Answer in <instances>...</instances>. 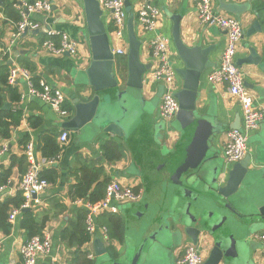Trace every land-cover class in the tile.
<instances>
[{
	"label": "crops",
	"instance_id": "1",
	"mask_svg": "<svg viewBox=\"0 0 264 264\" xmlns=\"http://www.w3.org/2000/svg\"><path fill=\"white\" fill-rule=\"evenodd\" d=\"M31 1L34 0H0V67L6 63L10 69L16 65L25 67L33 76H39V80L43 79L59 87L66 95L71 116L66 119L60 118L49 104L27 96L28 86L22 78L15 84L20 92V101H10L8 93L5 92L4 109H12L15 112L21 110L22 119L18 126L12 127L10 138L0 137V148H6L0 157V174L5 171L10 173L7 183L1 186L3 190L0 192V203L9 205L7 211L0 208V216L6 217L10 224L9 232L0 227V264H9L11 259H20L19 247L29 238L27 229L22 227L24 212L28 210L34 213L39 226L43 224L39 234L45 230H51L53 233L52 254L40 260V264H51L52 258H56V264H73L76 246H71L68 240H64L62 232L79 223L78 210L84 209L81 203H76L79 198H73L72 189L78 184L83 167L102 169L101 181L107 179L110 182L117 179L136 189H142L140 201L122 205L117 214L108 213L116 215L121 221L124 230L122 241L110 238L107 223L101 218V224L99 220L98 224L107 227L108 238H104L102 232L98 230L91 235V241L82 246L83 250L89 251V255H93L91 258L93 264H113L121 258H126L124 263L130 264L142 241L166 228L164 217L167 213L178 211L181 207L185 208L190 195L197 197L196 193L199 191L194 186L196 175L202 170L213 175L217 169L220 171L218 181L223 185L235 164L226 162L224 146L227 132L238 123V120L242 124L241 105L230 96L227 84L214 85L208 80V75L218 67L225 48V31L218 26H207L199 21L196 0H149L160 9L159 32L170 39V60L177 69L183 67L184 63L173 43L174 22L170 15L182 16L180 29L185 43L189 46L201 43L203 47H210L209 62L200 80L197 108L202 119H209L213 127L209 132L202 131L195 136L187 137L180 129L176 118L166 123L160 117L165 86L163 81H155L151 77L157 66L150 46L154 33L145 32L137 21V13L144 0H126L128 18L134 15L137 21L135 26L137 36L146 40L141 47V60L144 63H151V69L144 76V86L141 90H134L124 84L111 90L113 94L111 104L128 117V120L121 124L124 136L105 131L93 132L90 125L77 132L65 128L63 123L75 115L74 101L77 97L84 99L83 96L86 94L93 95L91 90L83 95L81 85L76 80L78 72L86 70L92 60L83 0H54L53 11L50 14L32 15L40 24L39 29L15 38L14 34L20 21L13 17L16 12L20 15L17 6ZM212 6L215 13L238 18L243 23L244 36L238 46L237 61L249 56L251 47H255L259 54L264 56V33L256 32L251 35L246 33L257 20L256 10L264 13V3L261 0H212ZM103 18L113 51L116 54L117 49L124 50L122 54H116V60L118 65L126 70L128 24L123 38L119 39L114 33L110 14L105 12ZM260 23L264 26V19L260 20ZM51 28L65 31L74 37L79 42L78 54L56 56L48 52L43 43L48 38V31ZM240 67L247 87L255 96L256 106L264 110V64L244 63ZM182 85L183 80L178 75L177 91ZM8 103L10 106H6ZM31 117L36 118L29 120ZM39 120L40 124L36 125ZM64 129L69 130L70 135L68 141L61 144L59 135ZM44 132L57 135L56 141L60 151L56 156L47 157L43 154L40 141ZM83 132L86 133L85 136ZM25 136L28 137L27 143L30 140L35 143L39 159L55 160L51 164H46L42 171L48 177L51 186L40 195L39 201L34 202L29 208L21 207L24 202L17 207V203L22 199L19 184L28 168L24 154ZM106 143L115 146L116 154L114 151H106L104 147ZM248 146L247 155L251 157L248 170L253 174L258 173L256 176L252 174L253 181L248 195L251 202L264 203V120L257 130L250 133ZM118 153L121 155L120 159H116ZM110 157L114 158L113 161ZM95 186L96 183L92 188ZM16 207L21 211L12 222L9 214ZM192 207L198 209V214L206 212L207 222L203 228L217 233L226 227H229L226 229L230 231L233 230L232 235L239 245L232 254V264L259 263L263 244L257 236L264 234V227L252 228L250 220H243L211 198L197 200L196 203L192 200ZM241 209L246 210L245 215L250 213L248 207ZM224 216L234 224L232 227L230 226L232 224H226ZM170 230H174L173 227H170ZM96 239H101L107 250L106 255L96 254L94 242ZM190 242L192 240L187 236H183L181 242L170 240L165 244L149 238L137 264H178L186 245ZM213 242L214 237L209 233L204 232L200 236L198 244L204 249L205 261L214 245ZM110 246L114 247V252L109 249Z\"/></svg>",
	"mask_w": 264,
	"mask_h": 264
},
{
	"label": "built area",
	"instance_id": "2",
	"mask_svg": "<svg viewBox=\"0 0 264 264\" xmlns=\"http://www.w3.org/2000/svg\"><path fill=\"white\" fill-rule=\"evenodd\" d=\"M199 21L207 26H218L225 31L226 43L221 54L219 65L209 75L208 80L214 85L227 84L231 97L239 101L242 109V124L240 129H231L227 132V140L224 146V158L227 163H237L243 160L249 151L248 140L250 133L257 130L264 120V110L255 104V96L246 85L244 73L237 64L236 55L239 43L244 36V27L240 19L228 15L215 13L212 0H196ZM104 12L110 14L114 25V33L122 39L127 24L126 0H99ZM54 0H34L18 5L21 19L17 24L14 37H20L25 32L40 28V24L32 18L33 14H50L53 11ZM160 9L149 0H144L137 13V21L145 32H152L154 36L150 40L152 55L157 61L151 77L155 81H163L165 91L160 105V117L164 122H172L179 111V101L175 96L177 91V68L170 60V39L159 32ZM44 48L53 55L64 54L77 55L79 42L69 33L57 29H49L48 38L43 43ZM124 50L117 49L116 54H122ZM26 81L28 86L27 96L37 98L49 104L58 117L68 118L71 110L67 106L65 93L57 86L41 79L34 81L33 74L25 67L12 66L8 76V83L15 85L19 79ZM70 132L67 129L61 131L59 141L64 144L69 139ZM6 148H0V157ZM28 161L27 171L23 174L19 189L25 199L22 208H29L40 195L51 186L49 180L42 175L46 164L55 160L39 159L35 143L29 141L24 150ZM3 187L0 188V192ZM142 189L125 184L117 179L111 180L105 191V196L97 201L77 199L86 210V231L94 235L100 230L104 238H108V229L98 224L97 218L104 213L117 214L120 207L126 203L138 202L142 198ZM20 208L10 211L9 219L13 222L20 213ZM51 230H45L42 234H36L27 239L19 247L20 259H11L9 264H40V260L49 257L53 251V235ZM263 244V253L258 264H264V234L257 236ZM93 255H89L92 258ZM54 259V260H53ZM205 261L204 249L198 243L190 242L186 245L183 256L178 264H203ZM56 258H52L51 264H56ZM261 262V263H260Z\"/></svg>",
	"mask_w": 264,
	"mask_h": 264
},
{
	"label": "water",
	"instance_id": "3",
	"mask_svg": "<svg viewBox=\"0 0 264 264\" xmlns=\"http://www.w3.org/2000/svg\"><path fill=\"white\" fill-rule=\"evenodd\" d=\"M260 1V0H259ZM264 3V0H261ZM87 20V38L89 40L92 60L89 67L84 71H79L76 77L77 83L81 85V93L93 92L92 96L77 97L74 101L75 115L72 119L63 123L65 128L81 132L84 127L92 126V131L112 132L124 136L125 132L121 127L123 121L128 117L124 112H120L116 106L111 104L113 94L112 89L125 85L134 90H141L144 86V76L151 69V63H144L141 60V47L146 41L139 38L135 31L137 21L134 15L128 18V54L127 68L118 65L116 54L111 45V39L107 26L104 21V10L99 0H83ZM126 6H128L126 4ZM257 20L246 33L251 35L256 32L264 33V26L260 20L264 19V13L259 9ZM173 19L172 39L177 53L184 63L183 67L177 69L179 77L183 80L181 89L176 91L175 96L179 101V111L176 121L181 130L187 137L196 135L202 131L209 132L213 127L211 121L201 117L198 112L197 101L199 95V86L202 74L207 68L209 62L210 47H203L201 43L189 46L183 41L181 36L180 22L181 15H170ZM28 33L25 32V35ZM244 63L264 64V56L260 55L255 47L250 48V54L246 58L237 61L241 66ZM247 85V84H246ZM10 106V104H6ZM241 121L232 129H240ZM85 136L86 133L83 132ZM134 142V140H132ZM264 159V157H263ZM251 157L247 155L243 160L235 163L229 172L228 180L225 184L218 181L220 171L215 170L213 175L206 174L204 170L194 177V186L197 188L196 196L190 195V200L186 207L180 210L169 212L164 217L167 224L166 228L159 230L156 235H149L140 244L130 264H137L148 239H156L159 243L165 244L166 241L175 240L181 242L183 236H187L194 243H198L202 233H209L214 237V245L204 264H232L231 258L239 243L233 237L229 227H226L219 233L205 229L207 222L204 214H198V209L192 207V200L202 201L204 198H211L224 209L240 216L245 220H250L252 228L264 227V203L261 201L251 202L248 193L251 191L253 176L258 173H251L248 170ZM253 174V176H252ZM193 182V181H192ZM197 185L201 187H197ZM203 185V186H202ZM250 208L249 214L242 207ZM192 208V210H190ZM225 222L227 217L224 216ZM173 227L174 230H170ZM95 250L98 256H104L107 253L101 239H96ZM126 258H121L113 264H125Z\"/></svg>",
	"mask_w": 264,
	"mask_h": 264
},
{
	"label": "trees",
	"instance_id": "4",
	"mask_svg": "<svg viewBox=\"0 0 264 264\" xmlns=\"http://www.w3.org/2000/svg\"><path fill=\"white\" fill-rule=\"evenodd\" d=\"M12 10V9H11ZM14 18L20 20V15L16 12L13 16ZM45 41V40H44ZM10 66L6 63L0 67V137L1 138H10L11 137V129L14 126H18L21 123L22 119V111L18 110L17 112L12 109H4V103L6 102V94L8 93L10 101L18 102L20 101V92L16 85H10L8 83V76L10 72ZM35 82H39V76H33ZM36 117H31L29 120H32ZM40 124V120L37 121L36 125ZM57 135L49 132H44L41 134L40 147L43 151V154L47 157L56 156L60 151V146L56 141ZM28 141V137H24V143L26 145ZM112 143H106L104 147L106 151H114L115 146H112ZM116 154V153H115ZM119 154V153H118ZM121 155L119 154L116 159H120ZM111 161H113V157H110ZM81 177L78 180V184L74 186L73 198H84L86 200L95 202L100 200L105 196L106 187L108 185V180H100L102 175V169H94L90 167L81 168ZM10 173L9 171H5L0 174V187L7 183L8 177ZM43 177L47 178L46 175L43 174ZM96 183L95 188L93 184ZM92 189V191H91ZM22 199L17 203V207L24 202V197L22 192H20ZM0 208L3 211H7L9 205L7 203H0ZM25 210V209H24ZM79 223H76L70 226L68 229L62 232L63 239L68 240L71 246H76L75 254H74V262L73 264H93V260L88 257L89 251L83 250L82 246L91 241L92 236L86 231L85 219H86V210L81 208L78 210ZM105 219L109 229V235L112 239L123 240L124 230L121 224V221L117 218L116 215L104 213L97 218L99 220V224H101L100 219ZM1 228L4 229L5 232H9L10 224L7 222L6 217L2 218L0 216ZM7 223V224H6ZM22 227L26 228L28 231V236L31 238L32 236L39 234L41 229H43V224L39 226L36 216L31 210L24 212V219L22 221ZM28 238V239H29ZM109 249L111 251H115L113 246H110Z\"/></svg>",
	"mask_w": 264,
	"mask_h": 264
},
{
	"label": "rangeland",
	"instance_id": "5",
	"mask_svg": "<svg viewBox=\"0 0 264 264\" xmlns=\"http://www.w3.org/2000/svg\"><path fill=\"white\" fill-rule=\"evenodd\" d=\"M243 220H245V219H243ZM242 222H243V221H242ZM226 224L230 225V224H232V223L227 219ZM233 225H234V224H232V225H230V226L232 227ZM259 229H262V228H259ZM259 229H258V230H259ZM231 231H233V230L231 229Z\"/></svg>",
	"mask_w": 264,
	"mask_h": 264
}]
</instances>
